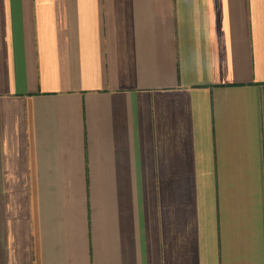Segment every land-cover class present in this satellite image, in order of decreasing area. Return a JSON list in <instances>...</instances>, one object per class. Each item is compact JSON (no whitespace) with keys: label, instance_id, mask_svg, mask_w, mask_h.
<instances>
[{"label":"crops","instance_id":"obj_1","mask_svg":"<svg viewBox=\"0 0 264 264\" xmlns=\"http://www.w3.org/2000/svg\"><path fill=\"white\" fill-rule=\"evenodd\" d=\"M0 264H264V0H0Z\"/></svg>","mask_w":264,"mask_h":264}]
</instances>
